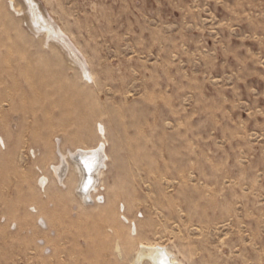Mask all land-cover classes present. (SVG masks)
Here are the masks:
<instances>
[{
    "label": "rangeland",
    "instance_id": "rangeland-1",
    "mask_svg": "<svg viewBox=\"0 0 264 264\" xmlns=\"http://www.w3.org/2000/svg\"><path fill=\"white\" fill-rule=\"evenodd\" d=\"M35 1L90 76L0 0V264H264V0Z\"/></svg>",
    "mask_w": 264,
    "mask_h": 264
},
{
    "label": "bare ground",
    "instance_id": "bare-ground-1",
    "mask_svg": "<svg viewBox=\"0 0 264 264\" xmlns=\"http://www.w3.org/2000/svg\"><path fill=\"white\" fill-rule=\"evenodd\" d=\"M25 2L27 6L26 10H28L29 18L32 21V27L41 33L43 32L47 38L61 45L65 50V54H67L70 60L81 67L88 78L90 76L88 75V68L84 61L78 56L72 44L66 40L63 33L44 16L35 0H25ZM105 152V143L101 142L94 149H79L76 152H69V155L61 154L62 161L58 166L53 168L55 176L58 178L57 180H59L60 183L64 181L70 168V162H72L82 176L83 190H85L86 187L89 188L88 196H90V190L94 191L96 189L95 185L98 182V176L102 171L106 159L104 156ZM46 180L47 179H44V182H46ZM90 198H92V196H90ZM98 200L101 199L98 198ZM144 259L151 260L153 264H178L161 248L142 247L141 254L136 260V264H141Z\"/></svg>",
    "mask_w": 264,
    "mask_h": 264
}]
</instances>
